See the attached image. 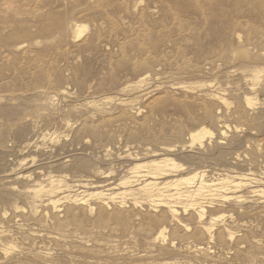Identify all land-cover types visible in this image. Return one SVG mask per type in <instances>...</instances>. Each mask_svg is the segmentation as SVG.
Here are the masks:
<instances>
[{
  "label": "rangeland",
  "instance_id": "rangeland-1",
  "mask_svg": "<svg viewBox=\"0 0 264 264\" xmlns=\"http://www.w3.org/2000/svg\"><path fill=\"white\" fill-rule=\"evenodd\" d=\"M0 264H264V0H0Z\"/></svg>",
  "mask_w": 264,
  "mask_h": 264
},
{
  "label": "bare ground",
  "instance_id": "bare-ground-1",
  "mask_svg": "<svg viewBox=\"0 0 264 264\" xmlns=\"http://www.w3.org/2000/svg\"><path fill=\"white\" fill-rule=\"evenodd\" d=\"M80 27V26H79ZM202 130V129H201ZM210 133V132H209ZM195 134V133H194ZM210 134H212V133H210ZM195 135H197V133L195 134ZM196 137V136H195ZM194 138V137H193ZM201 138H202V134H201ZM195 139V138H194ZM161 164V163H160ZM164 163H162V165H163ZM161 165V166H162ZM166 165V164H165ZM168 165V164H167ZM159 167V166H158ZM165 167V166H164ZM163 167V168H164ZM160 169H162V167L160 168ZM165 169V168H164ZM168 170V169H167ZM163 171V170H162ZM153 173V172H152ZM167 175H168V173H167ZM147 176V175H146ZM153 176V175H152ZM155 176V175H154ZM158 176V175H157ZM186 179V178H185ZM185 179H183V180H185ZM188 180V179H187ZM190 180V179H189ZM183 182H185V183H187L186 181H183ZM183 182H182V184H183ZM65 183V182H64ZM179 183V182H178ZM208 183V182H207ZM149 184H153V183H149ZM156 184V183H155ZM176 184V183H175ZM203 184H205V182L203 183ZM216 184V183H215ZM187 185V184H186ZM202 185V184H201ZM208 185V184H207ZM206 185V186H207ZM210 185V184H209ZM209 185H208V187H209ZM125 186V185H124ZM54 187V186H53ZM174 187H176V185L174 186ZM211 187V186H210ZM146 188V187H145ZM164 188V187H163ZM207 188V187H206ZM210 189V188H209ZM64 190H65V188H64ZM141 190H145V189H141ZM147 190V189H146ZM159 190V189H158ZM149 191V190H148ZM191 191V190H190ZM198 191V190H197ZM211 191V190H210ZM37 192V191H36ZM150 192V191H149ZM148 192V193H149ZM151 193V192H150ZM183 193V192H182ZM201 193V192H200ZM120 194V193H119ZM199 194V193H198ZM171 195V194H170ZM184 195V194H183ZM182 195V196H183ZM200 195V194H199ZM164 196H166V195H164ZM191 196V195H190ZM187 197V196H186ZM195 198V197H194Z\"/></svg>",
  "mask_w": 264,
  "mask_h": 264
}]
</instances>
